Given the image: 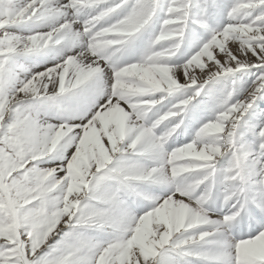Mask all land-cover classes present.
Returning a JSON list of instances; mask_svg holds the SVG:
<instances>
[{"label":"snow or ice","instance_id":"1","mask_svg":"<svg viewBox=\"0 0 264 264\" xmlns=\"http://www.w3.org/2000/svg\"><path fill=\"white\" fill-rule=\"evenodd\" d=\"M0 264H264V0H0Z\"/></svg>","mask_w":264,"mask_h":264}]
</instances>
